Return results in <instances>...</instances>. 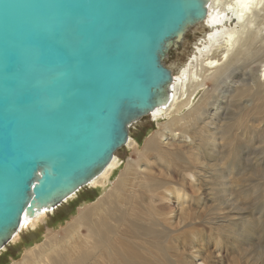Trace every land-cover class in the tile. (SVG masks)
<instances>
[{
  "label": "water",
  "instance_id": "1",
  "mask_svg": "<svg viewBox=\"0 0 264 264\" xmlns=\"http://www.w3.org/2000/svg\"><path fill=\"white\" fill-rule=\"evenodd\" d=\"M210 0H0V253L170 104L172 49Z\"/></svg>",
  "mask_w": 264,
  "mask_h": 264
},
{
  "label": "rangeland",
  "instance_id": "2",
  "mask_svg": "<svg viewBox=\"0 0 264 264\" xmlns=\"http://www.w3.org/2000/svg\"><path fill=\"white\" fill-rule=\"evenodd\" d=\"M259 26L262 29L257 33L259 40L253 50L256 53L253 56H259L251 58L249 62L250 67L255 69L259 67L258 58L264 56V9L257 14L254 29ZM210 32L206 19L203 24L187 33L178 48L172 49L166 65L174 70L175 78L180 76L190 59L199 53V48L204 47ZM262 70L260 68L256 72L257 79ZM253 81H250L249 86L253 85ZM208 88H212L211 83ZM201 95L202 91L195 96L193 102H197ZM221 114L213 115L212 112L207 121L218 122ZM160 122L164 123V120L155 121L150 115L136 124L131 130V138L136 146L124 147L116 153L121 166L112 174L108 185L82 189L54 210V213H50L37 230L21 233V239L14 241L0 253V264L22 263L27 251H36L37 247L47 244L49 237H66L68 225L80 215L81 210H91L98 206L100 199L102 207L97 209L103 208L104 214L110 219L109 224L116 231L112 240L118 245L123 243L126 246H137L145 251L148 242L133 233L128 220L133 219L136 213H140L145 219L153 217L157 220L162 235L153 249L154 264H158L160 259L159 249L164 250L171 264H264L263 125L259 122L254 124L256 132L247 138L251 141V147L241 153H229L224 148L227 141L219 147V135L213 148L206 146L208 150L199 153L190 143L189 135H185L178 137L181 143H175L174 140L164 143L168 149L178 147L189 150V153L173 155L171 158L158 154L141 157L147 137L160 130ZM227 124L228 121L219 122L220 126ZM209 129L216 131L212 126ZM234 131L231 135L235 134ZM182 157L189 163L188 166L182 164ZM233 157L236 159L232 163ZM129 159L134 162L132 170H140L143 178H155L161 184L153 186L154 183H151L150 186L139 188L138 180H132V186L127 190L130 203L124 207L129 211L122 219L117 211L110 209V203L103 202L108 195L111 198L120 185L119 175L125 170ZM178 193L180 198H177ZM88 245L91 246L90 241ZM103 245L105 249L108 246L107 243ZM95 257L98 264H107L110 258L105 252L98 251L95 252Z\"/></svg>",
  "mask_w": 264,
  "mask_h": 264
},
{
  "label": "bare ground",
  "instance_id": "3",
  "mask_svg": "<svg viewBox=\"0 0 264 264\" xmlns=\"http://www.w3.org/2000/svg\"><path fill=\"white\" fill-rule=\"evenodd\" d=\"M262 9H264V0H210L207 24L211 32L208 41L185 65L180 76L175 78L170 104L165 108L156 109L151 114L153 120L163 119L164 123H158L160 130L147 137L141 157L158 154L171 158L173 155L189 153V150L178 147L168 149L164 143L168 140L181 143L178 137L185 135H189L190 143L199 153H205L207 147L213 148L218 135L221 140L219 147L227 141L224 148L229 153H241L242 150L251 147V141L247 138L255 134L254 124L259 122L264 127V56L258 58L257 70L249 64L252 59L259 56V54L253 56L256 54L253 50L258 43L257 33L261 31V26L254 29V24L257 14ZM232 23H235L234 26H229ZM260 68L263 70L260 78L257 79L256 72ZM252 79L253 85L249 86ZM210 83L212 88H208ZM201 91L199 100L193 102ZM212 112L213 115L224 113L221 114L222 117H219L218 122L207 121ZM220 121H228L229 124L220 126ZM210 125L216 131L212 129L214 131L212 132L209 129ZM233 130L235 134L231 135ZM127 146L133 148L136 143L130 138ZM235 159L233 157L231 162L233 163ZM180 160L183 165H189L184 157ZM120 166V159L115 156L104 173L90 184L91 188L106 187L110 177ZM132 166L134 162L129 159L125 170L119 175L120 185L112 193L111 198L108 195L103 202L110 203V209L117 211L122 219L129 211L124 207L130 203L127 192L132 186V180H138L139 188L150 186L151 183H154L153 186L161 184L158 179L143 178L142 172L132 170ZM177 198H180L179 193ZM100 203L101 199L99 205L91 210H81L80 215L68 225L66 237L59 239L57 236L51 238L47 236L49 237L47 244L37 247L36 251L32 249L27 251L23 262L17 264H98L96 251L105 252L110 256L107 264H154L153 249L156 248L158 238L162 235L157 220L153 217L145 219L140 213H136L133 219L128 220L133 233L148 242L145 251L137 246H126L123 243L118 245L112 240L116 231L109 224L110 219L104 214L103 208L97 209L102 207ZM52 212L54 213V210H44L34 218H25L13 242L21 239L20 234L26 230H37ZM88 241L91 242V246L88 245ZM61 243L66 244L61 245ZM104 243L108 245L106 249ZM159 251L158 264H171L164 250L159 249Z\"/></svg>",
  "mask_w": 264,
  "mask_h": 264
},
{
  "label": "trees",
  "instance_id": "4",
  "mask_svg": "<svg viewBox=\"0 0 264 264\" xmlns=\"http://www.w3.org/2000/svg\"><path fill=\"white\" fill-rule=\"evenodd\" d=\"M141 139V138H140Z\"/></svg>",
  "mask_w": 264,
  "mask_h": 264
}]
</instances>
